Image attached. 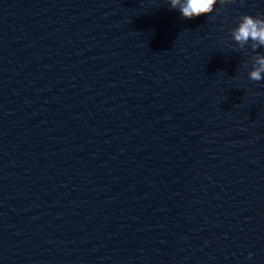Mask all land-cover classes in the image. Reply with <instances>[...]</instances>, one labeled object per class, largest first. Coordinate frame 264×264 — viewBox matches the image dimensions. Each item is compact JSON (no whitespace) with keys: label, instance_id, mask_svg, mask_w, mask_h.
I'll return each mask as SVG.
<instances>
[{"label":"water","instance_id":"water-1","mask_svg":"<svg viewBox=\"0 0 264 264\" xmlns=\"http://www.w3.org/2000/svg\"><path fill=\"white\" fill-rule=\"evenodd\" d=\"M258 13L0 0V264H264Z\"/></svg>","mask_w":264,"mask_h":264},{"label":"clouds","instance_id":"clouds-1","mask_svg":"<svg viewBox=\"0 0 264 264\" xmlns=\"http://www.w3.org/2000/svg\"><path fill=\"white\" fill-rule=\"evenodd\" d=\"M172 10L178 11L184 19H195L213 8L216 0H167ZM231 40L238 49L253 53L248 78L264 81V14H242L231 28ZM249 253V257H251Z\"/></svg>","mask_w":264,"mask_h":264}]
</instances>
